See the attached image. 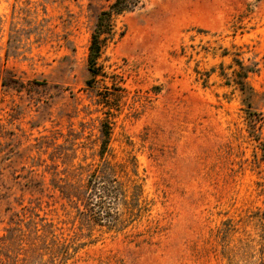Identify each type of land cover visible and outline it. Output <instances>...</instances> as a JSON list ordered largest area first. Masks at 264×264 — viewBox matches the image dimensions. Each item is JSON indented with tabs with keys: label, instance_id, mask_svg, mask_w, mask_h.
Segmentation results:
<instances>
[{
	"label": "rangeland",
	"instance_id": "obj_1",
	"mask_svg": "<svg viewBox=\"0 0 264 264\" xmlns=\"http://www.w3.org/2000/svg\"><path fill=\"white\" fill-rule=\"evenodd\" d=\"M113 1L0 0V264H264V0H141L89 86Z\"/></svg>",
	"mask_w": 264,
	"mask_h": 264
},
{
	"label": "trees",
	"instance_id": "obj_2",
	"mask_svg": "<svg viewBox=\"0 0 264 264\" xmlns=\"http://www.w3.org/2000/svg\"><path fill=\"white\" fill-rule=\"evenodd\" d=\"M141 3V0H114L107 9H104L97 18L95 23L92 39L89 46V71L91 78L87 81L89 86H94L98 81V77H107L99 59L105 42L109 37L114 35L116 16L124 12L133 11ZM243 71L238 73L240 77L241 88H245L242 78L246 77V69L242 66ZM117 90H124L123 87L117 86ZM105 96V95H104ZM107 100V99H106ZM109 136V131L105 133ZM89 191L87 202L89 207L82 211L89 219L96 222H108L109 225L119 222L121 213L115 211L113 204L122 195L120 187L117 185V179L102 180V177L94 172L89 178Z\"/></svg>",
	"mask_w": 264,
	"mask_h": 264
}]
</instances>
